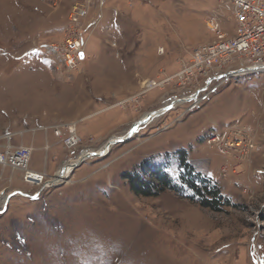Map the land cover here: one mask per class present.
Returning a JSON list of instances; mask_svg holds the SVG:
<instances>
[{"label": "rangeland", "instance_id": "rangeland-1", "mask_svg": "<svg viewBox=\"0 0 264 264\" xmlns=\"http://www.w3.org/2000/svg\"><path fill=\"white\" fill-rule=\"evenodd\" d=\"M77 4L89 13L84 56L71 69L60 51ZM216 9V0H0V152L32 146L30 169L54 180L144 115L191 98L213 77L188 86L175 77L195 48L214 43L207 20ZM222 28L236 29L227 16ZM148 81L162 85L142 93ZM216 85L59 185L33 187L0 166V264H264V73ZM234 124L253 151L223 154L207 142ZM71 125L73 150L63 143ZM180 152L219 188V212L189 192L138 197L123 178L161 165L177 179Z\"/></svg>", "mask_w": 264, "mask_h": 264}, {"label": "built area", "instance_id": "built-area-1", "mask_svg": "<svg viewBox=\"0 0 264 264\" xmlns=\"http://www.w3.org/2000/svg\"><path fill=\"white\" fill-rule=\"evenodd\" d=\"M216 2L217 9L207 20V27L215 36L214 43L195 48L191 52L190 62L184 63L175 77L182 86L193 84L198 77L206 79L213 77L198 93L194 100L196 102L201 93L210 94L212 86L216 83L218 85L214 89L235 77L264 73V0H216ZM88 13L89 6L77 4L72 8L66 39L60 51V56L68 68H76L81 62V54L85 48V42L82 40V21L87 19ZM224 16H227L228 22L235 25L233 36L222 28ZM235 59L243 64L242 67L224 72V68L233 64ZM169 80L166 79L164 82ZM161 85L162 83L148 81L146 87H142V93L159 88ZM75 131V127L70 126V135L63 140L69 150L75 149L80 144V138ZM56 134L61 135L59 129L56 130ZM207 142L223 154L238 151L244 155V152H251L256 146L248 136V132H245L239 124H234L229 129L210 137ZM33 152L32 147H8L4 152H0V166L3 169L9 168L21 172L24 183L42 188L50 178L47 179L48 176L43 172H34L30 169ZM81 157L75 161L78 162Z\"/></svg>", "mask_w": 264, "mask_h": 264}, {"label": "trees", "instance_id": "trees-1", "mask_svg": "<svg viewBox=\"0 0 264 264\" xmlns=\"http://www.w3.org/2000/svg\"><path fill=\"white\" fill-rule=\"evenodd\" d=\"M175 158L178 161L177 179H173L161 165L147 167L151 169H147L144 178L140 174L130 173H125L123 178L129 182L131 191L138 197H155L166 190H173L180 195L189 192L191 201L204 209L219 212L226 206L217 185L194 170L185 152L177 153Z\"/></svg>", "mask_w": 264, "mask_h": 264}, {"label": "bare ground", "instance_id": "bare-ground-1", "mask_svg": "<svg viewBox=\"0 0 264 264\" xmlns=\"http://www.w3.org/2000/svg\"><path fill=\"white\" fill-rule=\"evenodd\" d=\"M147 83L148 82H145V83H143L142 84V87L144 88V87H146V85H147ZM153 90H155V89H152V91ZM188 101V98H186V99H182V100H175V101H173L174 102V105H171V104H169V105H171L172 107L171 108H177V106H179V105H181L182 103H185V102H187ZM168 107V106H167ZM168 110H166V107L165 108H163V109H160V110H158V111H156V112H153V113H150V114H146V115H144L141 119H140V121L139 122H137V123H144V121L146 120V118H147V116H150L149 118H148V120H146V123H144V124H142V125H137V128H136V132L135 133H133L132 134V137L133 136H136L140 131H141V129H142V127L143 126H147V125H149V124H151L153 121H155L156 119H158L159 117H161V115H163V114H165L166 112H167ZM72 127H74L73 125H71ZM129 133V132H128ZM127 133V134H128ZM127 137V135L124 137H120V138H118V137H116V138H114V139H112V140H118V139H121V140H123V139H125ZM115 145H110V146H104L103 148H101V149H99L98 151H96V153H99V152H101V150H104L105 149V152H106V156H108V155H110V153H111V150H112V148L114 147ZM91 153H95L94 152V150H90V151H86V152H84L83 153V156H87V155H90ZM79 161V160H78ZM76 163V162H75ZM75 163H71V164H69V166H65V171H62V172H60V174L58 175V177L56 178V179H52V180H49V181H51V183H46V185H49V187H51V186H56V185H59L61 182H63V181H65V180H67L68 178H70L71 177V171H72V165L73 164H75ZM35 172V171H34ZM45 185V186H46ZM4 194V193H3ZM4 201V199H3V196H1L0 197V204L2 203Z\"/></svg>", "mask_w": 264, "mask_h": 264}, {"label": "water", "instance_id": "water-1", "mask_svg": "<svg viewBox=\"0 0 264 264\" xmlns=\"http://www.w3.org/2000/svg\"><path fill=\"white\" fill-rule=\"evenodd\" d=\"M83 56H84V55L81 54V58H83ZM203 89H204V88H203ZM203 89L198 90V91L195 93V95H193L191 98L188 99V101H194V100L196 99L198 93H200V91H202ZM170 104H171V105H174V102H171ZM171 105H168V107H166V110L171 111V110L173 109V108H171V107H172ZM149 117H150V116H147L146 120H148ZM146 120L144 121V123H146ZM144 123H137V122H136V123H135L134 125H132V127L130 128L129 133L127 134V137H126L125 139H123V140L118 139L117 141H116V140H110V141L106 144V146L116 145V144L123 143V142L129 140V139L132 137V134L136 132L135 130H136V128H137V125H139V124L142 125V124H144ZM104 148H105V147H104ZM104 156H106L105 149H104V150H101V152H99V153H91L90 155L82 156V157L79 159V161H78L77 163H75V164L72 165V169L75 170L76 168H78V167H79V166H80L85 160H87V159L102 158V157H104ZM64 168H65V166L63 167L62 171H65ZM39 193H40V192L36 193V195H35L34 197H37V196L39 195ZM1 194H3V193H1ZM20 194H22V193H20ZM13 195H14V194H10V195H8V197H7V202L10 201V199L12 198ZM22 195H23V194H22ZM5 210H6V208H5L1 213H3ZM256 264H258V263L256 262Z\"/></svg>", "mask_w": 264, "mask_h": 264}, {"label": "crops", "instance_id": "crops-1", "mask_svg": "<svg viewBox=\"0 0 264 264\" xmlns=\"http://www.w3.org/2000/svg\"><path fill=\"white\" fill-rule=\"evenodd\" d=\"M29 147V146H28ZM32 147V146H31ZM61 168V167H60Z\"/></svg>", "mask_w": 264, "mask_h": 264}]
</instances>
